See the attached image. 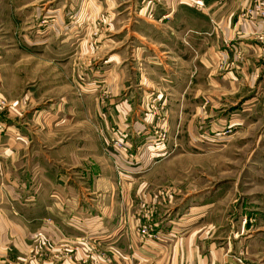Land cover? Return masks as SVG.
I'll list each match as a JSON object with an SVG mask.
<instances>
[{"label": "crops", "instance_id": "obj_1", "mask_svg": "<svg viewBox=\"0 0 264 264\" xmlns=\"http://www.w3.org/2000/svg\"><path fill=\"white\" fill-rule=\"evenodd\" d=\"M251 5L0 0V264L236 262L202 204L169 208L170 198L141 190V178L154 167L146 161L155 148L150 104L167 105L168 89L183 98L190 77L203 83L206 70L222 67L249 83L264 78V42L255 37L264 20L240 16ZM44 9L56 22L35 21L30 31ZM91 62L102 69L100 90L78 97L70 83ZM30 66L36 84L23 79ZM118 133L129 154L110 147ZM148 219L156 236L142 238Z\"/></svg>", "mask_w": 264, "mask_h": 264}, {"label": "rangeland", "instance_id": "obj_2", "mask_svg": "<svg viewBox=\"0 0 264 264\" xmlns=\"http://www.w3.org/2000/svg\"><path fill=\"white\" fill-rule=\"evenodd\" d=\"M254 5L252 0L251 7L242 10L240 16L258 23L261 19L252 9ZM250 9L252 15H248ZM44 10L49 14L39 12L36 19H32L30 31L37 33L35 21L46 26L56 22V12ZM61 14L70 20L78 16L68 11ZM53 28L54 25L43 31L48 34L46 38L56 34ZM78 31V34L83 33L84 27ZM92 32L96 34L98 28H93ZM255 37L264 42L258 34ZM34 41L29 38V46ZM56 46L53 41L50 50ZM97 65L89 63L82 67L88 69L72 79L70 84L78 97H86L94 88L100 90L102 83L95 79L103 77ZM223 68L220 74L209 76L206 70L205 83L198 84L194 74L183 98L179 88H171L166 92L171 103L150 104L151 116L155 119L149 129L155 148L146 161L154 167L142 174L141 181L146 187L141 190L150 189L158 197L170 198L169 208L202 204L208 211L209 221L217 227L220 240L230 244V253L237 264H264V78L249 83L243 74L229 76ZM29 69L31 73L23 79L36 84L40 79L32 74L31 66ZM89 71L97 74L87 80ZM90 83V87H95L87 88ZM49 93H45V97ZM120 136L125 143L119 133L112 139ZM144 223L155 224L150 219L140 224ZM234 243L238 244L235 249Z\"/></svg>", "mask_w": 264, "mask_h": 264}, {"label": "built area", "instance_id": "obj_3", "mask_svg": "<svg viewBox=\"0 0 264 264\" xmlns=\"http://www.w3.org/2000/svg\"><path fill=\"white\" fill-rule=\"evenodd\" d=\"M253 2L255 3L254 7L252 9H254V11L256 13H258L260 16L261 20H264V0H253ZM189 4L191 6H194L195 8H201L203 5V0H189ZM248 10V15H252L250 13V11L252 10ZM261 39L264 38V31L260 32L258 34ZM164 137V134H162V138ZM110 147L113 150L116 151H121V152H127V147L126 144L123 141L122 136H120V138H114L111 140L110 142ZM154 224H149V223H144V224H140L139 226V234L142 238H151V237H155V233H154Z\"/></svg>", "mask_w": 264, "mask_h": 264}, {"label": "water", "instance_id": "obj_4", "mask_svg": "<svg viewBox=\"0 0 264 264\" xmlns=\"http://www.w3.org/2000/svg\"><path fill=\"white\" fill-rule=\"evenodd\" d=\"M229 261L232 262L233 264H236V262L232 259V257H229Z\"/></svg>", "mask_w": 264, "mask_h": 264}]
</instances>
